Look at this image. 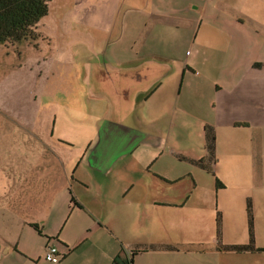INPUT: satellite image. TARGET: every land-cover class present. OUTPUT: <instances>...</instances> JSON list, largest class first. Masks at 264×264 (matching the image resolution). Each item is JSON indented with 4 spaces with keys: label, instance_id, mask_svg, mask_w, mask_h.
Returning a JSON list of instances; mask_svg holds the SVG:
<instances>
[{
    "label": "crops",
    "instance_id": "0c3cea01",
    "mask_svg": "<svg viewBox=\"0 0 264 264\" xmlns=\"http://www.w3.org/2000/svg\"><path fill=\"white\" fill-rule=\"evenodd\" d=\"M121 5L120 36L103 31L99 49L123 43L113 54L123 67L89 70L73 141L55 137V121L44 136L29 131L41 146L14 148L21 155L8 160L0 151V264H125L129 252L133 264H229L219 241L249 243L246 208L247 235L232 243L233 212L215 194H196L193 169L204 170L186 159H207L213 127L214 173L243 161L264 182V0ZM96 108L104 110L95 119ZM250 201L264 250V196ZM50 247L58 263L46 260ZM234 264H264V252H236Z\"/></svg>",
    "mask_w": 264,
    "mask_h": 264
},
{
    "label": "rangeland",
    "instance_id": "374dc122",
    "mask_svg": "<svg viewBox=\"0 0 264 264\" xmlns=\"http://www.w3.org/2000/svg\"><path fill=\"white\" fill-rule=\"evenodd\" d=\"M120 7L121 0H50V11L38 24L37 41L0 45V151L7 160L21 155L14 148L25 144L41 146L42 140L29 131L44 136L45 132H52L55 121V137L73 141L72 116L80 115L78 109L89 103L87 83L92 76L89 70L110 64L115 67L118 65L115 62L122 60L113 54L123 43L113 42L99 49L106 39L103 31L107 30L112 40L120 36L123 18ZM179 43L178 58L186 49L184 40ZM161 62L173 66L170 60ZM103 110L96 108L95 119L102 116ZM88 127L92 129V124ZM192 141L198 147L197 141ZM76 145L85 147L83 141H77ZM188 169L193 168L186 164L182 171ZM193 171V181L198 186L196 194H215L216 201L218 196L220 201L226 200L233 216L225 220V236L232 243L240 242L242 232L247 235L245 208L247 216L250 198L264 196V182L259 176L253 179L259 170L243 161H235L232 168L221 165L215 174L222 178L225 187L218 189L212 174L197 168ZM51 178L55 181V175ZM41 195L46 198L48 193ZM218 248L224 252L226 262L236 263V252L223 250L219 245Z\"/></svg>",
    "mask_w": 264,
    "mask_h": 264
},
{
    "label": "trees",
    "instance_id": "16d2710c",
    "mask_svg": "<svg viewBox=\"0 0 264 264\" xmlns=\"http://www.w3.org/2000/svg\"><path fill=\"white\" fill-rule=\"evenodd\" d=\"M50 11V0H0V45L32 43L40 37L37 33L38 24L48 15ZM207 159H186L198 168L212 174L219 187L222 185L215 176L213 165L216 160V132L213 127L206 128ZM249 243L245 245H222L223 250L244 253L264 252L255 247L254 213L252 203L249 201L247 208ZM218 237L221 236V218H217ZM38 230V229H37ZM38 232H40L38 230ZM41 233V232H40ZM142 250V249H141ZM140 250L136 252L139 253ZM146 251V250H142ZM140 251V252H142Z\"/></svg>",
    "mask_w": 264,
    "mask_h": 264
},
{
    "label": "built area",
    "instance_id": "2783aa9c",
    "mask_svg": "<svg viewBox=\"0 0 264 264\" xmlns=\"http://www.w3.org/2000/svg\"><path fill=\"white\" fill-rule=\"evenodd\" d=\"M60 254L56 247H50L46 253V260L52 263H58L60 261ZM125 264H133L131 252L128 253Z\"/></svg>",
    "mask_w": 264,
    "mask_h": 264
}]
</instances>
